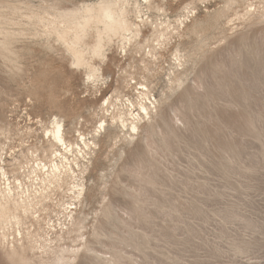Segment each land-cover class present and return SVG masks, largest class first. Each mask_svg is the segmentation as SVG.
Instances as JSON below:
<instances>
[{
	"label": "rangeland",
	"instance_id": "1",
	"mask_svg": "<svg viewBox=\"0 0 264 264\" xmlns=\"http://www.w3.org/2000/svg\"><path fill=\"white\" fill-rule=\"evenodd\" d=\"M98 1L0 0L7 168L14 151L21 160L22 150L41 153L42 125L55 117L72 141L77 129L100 132L113 110L105 98L132 96L126 81L145 82L157 112L135 139L116 125L95 139L85 197L74 200L84 236L61 242L81 244L73 264H264V0H153L145 12L171 25L160 42L150 23L143 28L156 61L125 53L115 38L106 58L93 59L102 72L93 83L43 19ZM173 71L180 86L168 81ZM0 264L20 263L0 247Z\"/></svg>",
	"mask_w": 264,
	"mask_h": 264
},
{
	"label": "bare ground",
	"instance_id": "2",
	"mask_svg": "<svg viewBox=\"0 0 264 264\" xmlns=\"http://www.w3.org/2000/svg\"><path fill=\"white\" fill-rule=\"evenodd\" d=\"M153 8H156L153 0H99L72 9L63 8L52 19H43V22L47 30L67 44L73 63L86 67L89 79L96 83L102 72L94 66L93 59L106 58L107 47L115 38L125 53L131 48L137 53L144 50L149 62L156 61L157 46L148 49L145 45L148 40L141 41L143 28L150 23L152 35L160 42L171 33V25L167 22L158 24L145 12V9ZM181 59L177 57L175 61H179L176 64L179 68L183 65ZM144 70L150 71L148 64L144 65ZM168 76L170 84L180 86L183 83L180 73L173 71ZM126 82L133 95L116 97V100L105 98L104 104L112 106L113 110L110 121H101L100 132L91 134L77 129L72 141L67 137L62 117H55L50 126L42 125L46 145L41 153L38 148L22 150L21 160L13 156L14 151L9 162L12 170L7 168L4 148H0V247L13 261L16 258L20 264H73L81 244L70 248L61 242L66 239L65 233H76L74 241L84 236L82 231L86 226L75 215L78 206L74 200L82 203L85 197L87 186L82 175L88 172L92 153L98 145L95 139L102 130L105 132L106 128L116 125L124 133V139L134 140L143 124L157 112L156 97L153 98L147 83ZM56 241L60 244L53 246Z\"/></svg>",
	"mask_w": 264,
	"mask_h": 264
}]
</instances>
